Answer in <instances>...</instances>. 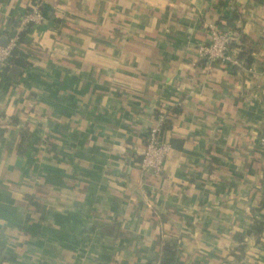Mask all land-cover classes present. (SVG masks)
<instances>
[{
    "label": "crops",
    "instance_id": "1",
    "mask_svg": "<svg viewBox=\"0 0 264 264\" xmlns=\"http://www.w3.org/2000/svg\"><path fill=\"white\" fill-rule=\"evenodd\" d=\"M0 0V264H264V0ZM210 28L239 65L206 64ZM12 67L20 75L12 78ZM163 120L159 176L143 138Z\"/></svg>",
    "mask_w": 264,
    "mask_h": 264
},
{
    "label": "built area",
    "instance_id": "2",
    "mask_svg": "<svg viewBox=\"0 0 264 264\" xmlns=\"http://www.w3.org/2000/svg\"><path fill=\"white\" fill-rule=\"evenodd\" d=\"M42 2L43 0H33L30 9L22 18L21 24L24 26H39L44 21ZM233 43H235V38L231 32L210 28L207 42L199 44L197 48L198 57L208 65L218 62L227 66H237L239 61L236 57V50L233 49ZM15 47V40H10L6 46H0V79L12 66L10 58ZM162 123L161 117L155 119L154 124L147 130L143 138V153L139 170L144 177L149 175L159 176L164 168L165 159L171 152L170 144L159 140ZM4 125L5 118L0 113V132ZM260 142L264 147V139H261Z\"/></svg>",
    "mask_w": 264,
    "mask_h": 264
},
{
    "label": "trees",
    "instance_id": "3",
    "mask_svg": "<svg viewBox=\"0 0 264 264\" xmlns=\"http://www.w3.org/2000/svg\"><path fill=\"white\" fill-rule=\"evenodd\" d=\"M21 56L18 53V50L15 48L13 49L11 58H10V63L12 65H21ZM5 77V76H4ZM174 255V252L172 248L170 247H163V254L161 256V260L159 261V264H170L172 261V257Z\"/></svg>",
    "mask_w": 264,
    "mask_h": 264
},
{
    "label": "water",
    "instance_id": "4",
    "mask_svg": "<svg viewBox=\"0 0 264 264\" xmlns=\"http://www.w3.org/2000/svg\"><path fill=\"white\" fill-rule=\"evenodd\" d=\"M4 46V45H2ZM11 73H12V78L16 79L20 75V69L18 67H12Z\"/></svg>",
    "mask_w": 264,
    "mask_h": 264
}]
</instances>
